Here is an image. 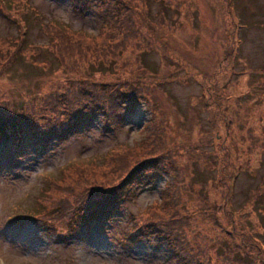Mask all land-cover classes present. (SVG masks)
Wrapping results in <instances>:
<instances>
[{"label": "rangeland", "instance_id": "374dc122", "mask_svg": "<svg viewBox=\"0 0 264 264\" xmlns=\"http://www.w3.org/2000/svg\"><path fill=\"white\" fill-rule=\"evenodd\" d=\"M10 2L3 0V10L0 0V38L18 37L12 58L16 63L7 74L0 76V106H5L1 100L17 101L21 95L42 89L44 81L43 90L54 86V81L47 78L60 64L53 60L57 43L47 37L43 40L36 37L45 22H61L71 30L93 36L99 35L105 23L95 3L81 12L72 0H29L30 6L22 9L24 17L17 18L6 10ZM162 5L156 0L150 2L149 14L153 20L159 18ZM167 5L169 7L163 8V12L166 20L174 22L172 28L167 29L168 24H164L145 37L150 39V46L156 39H161L168 51L164 53L162 48L151 46L141 61L153 68L151 73H156L155 78L159 81L173 77L164 86H158L162 82L155 84L152 101L166 115L168 131L178 139L177 143L194 150L184 152L178 159L186 182L192 179L206 184L203 188L195 186L193 193L187 190L183 194V211L187 212L188 218L187 239L193 252L199 253L201 263L208 259L212 264H246V260L236 259V253L240 251L241 256H245L248 251V259L251 258L254 264H262V257L257 255V248L248 236H260L264 243V209L256 207L264 206V154L260 156L255 152L249 161L241 152L235 154L238 160H229L228 173L210 185L217 177L219 165L222 168L226 160L222 159L221 164L218 161L211 163L208 156L222 157L225 150L220 151L219 146L228 138L221 112L215 106L217 95L211 97L207 105L201 96L207 91L220 92L222 106H227L222 112L224 116L234 112L235 126L245 123L246 128L260 130L259 124L264 118L259 120L258 117L264 115L263 109H254V106L261 101L262 94L257 92L247 97L245 94L252 91L260 80L259 75L264 73V0H173ZM108 18V21L112 20L111 15ZM138 31L129 44L132 46L126 48L124 56L128 58H121L119 62L126 60V65L129 62L134 66L138 64H135L136 55L147 43L143 30ZM138 41L140 45L144 44L142 47L137 45L139 50L135 47ZM148 44L145 47H149ZM28 45L33 47L27 48ZM232 45H238V48L232 50L233 60L227 61L226 54ZM174 52L184 62H178ZM91 61L85 57L76 62L85 67ZM50 62L52 68H45ZM64 65L69 69L68 64ZM125 69L120 80L128 82V73L133 69L129 64ZM71 75L75 78L72 80L74 86L84 80L82 73ZM130 76L138 78V73ZM95 81L113 82L101 77ZM31 107L34 112L40 105ZM150 119L151 112L143 102L124 117L122 129L107 128L103 116L99 115L91 122H80L74 130L47 134L43 139L37 138L24 123L20 124V131L16 130L15 137L1 135L0 264H169L172 250L163 239L150 236L131 243L127 241L126 233L132 217L161 198L166 184L174 180L172 174L162 173L155 185L142 187L116 215L96 216L87 227L82 225L79 231L77 229L68 236H62L59 229L57 232L51 230L37 219L12 221L17 217H36L31 203L42 186L44 175L57 172L71 161L81 163L100 159L115 145H134L141 133L146 134L145 125ZM231 126L234 131L233 124ZM235 133V141L241 149L238 130ZM255 190L261 194L254 197ZM75 193L80 196L86 190L77 189ZM260 196L261 200L256 204L255 199ZM231 248L233 251L230 252Z\"/></svg>", "mask_w": 264, "mask_h": 264}, {"label": "trees", "instance_id": "16d2710c", "mask_svg": "<svg viewBox=\"0 0 264 264\" xmlns=\"http://www.w3.org/2000/svg\"><path fill=\"white\" fill-rule=\"evenodd\" d=\"M10 1V6L6 7L7 12H12L17 18L24 17L22 9L27 5L30 6L29 0ZM72 1L74 7L81 12H85L92 3L97 5L102 16L101 19L103 22L105 21L99 35H94L96 36L94 37L80 30H71L61 22L52 20L45 22L42 31L36 32V37L39 40L47 37L57 43L55 46L57 49L53 48L56 54L53 60L60 64L51 70L50 74L52 75L47 78L54 81V86L43 90L45 88L44 81L42 89H38L32 94L21 95L20 100H12V102L1 100L2 105L5 106H0V126L2 128L0 137L1 135L15 137L16 130L20 131V124L24 123L37 138L43 139L47 134L67 133L69 130H74L80 122L85 120L91 122L99 115L103 116L104 125L107 128L122 129L124 117L143 102L151 112V119L147 125L144 124L147 126L146 134L141 133L138 142H135L134 145H115L100 159L81 163L71 161L60 167L57 172L44 175L42 186L31 203L32 211L36 217H17L12 221L15 223L21 219H37L46 226H50L51 230L65 231L57 230L62 236H68L77 229L79 231L82 225L83 228L87 227L89 221L96 216L116 215L134 199L136 192L142 187L155 185L162 173L172 174L174 180L166 184L161 198L146 206L137 216L132 217L126 239L131 243L150 236L163 239V243H166L172 250L168 260L169 264H212L208 259H206V263H201L199 253H194L193 248L190 247L185 232V228L188 226L187 212L183 211L185 204L183 194L187 190H190L189 193H193L195 186L202 187L206 184L194 182L192 179L186 182L178 159L184 152H193L194 150L178 144V139L168 131L166 115L152 101V88L157 82L162 81L155 78L156 73H151L152 67L141 61L151 46L162 48L164 53L168 51L165 49L167 48L165 42L160 41L161 39H156L155 43L150 46L148 44L150 39L145 36H151L149 34H153L164 24H168L167 29L172 28L174 22L166 20L163 8L169 7L167 3L170 4L173 0H156L163 4L157 21L153 20L149 14V4L154 0ZM1 6L5 10L3 0ZM109 15H111V21H108L110 20ZM140 29L143 30L147 41L144 44L145 46L148 44L149 47L143 46L144 44L140 45L139 41L135 43L137 49V45L143 46V48L136 55L135 64H138L134 66L132 62L128 63L133 72L128 73L130 81L124 82L120 80L121 73L126 71L125 67L128 64H125L126 60L119 62V59L128 58L124 56L127 52L126 48L132 46L129 44L133 37L138 35ZM17 39L18 37L15 38L11 35L0 38V76L7 74L8 69L16 63L12 58L16 53ZM32 47L28 45L27 48ZM233 48L237 49L238 45L230 46L226 54L227 61L233 60ZM174 55L179 59L178 62L183 61L175 52ZM85 57L91 58L93 62H87V66L81 67L82 64L76 61ZM170 59H168L169 62H173ZM235 59H237V53ZM64 63L68 64V67L70 66L69 69ZM45 68L51 69V62ZM135 72L138 73V78L130 76ZM80 73L84 80H79L78 86H74L72 80L75 78H72L71 74ZM100 77L110 78L113 82L97 83L95 79H100ZM172 79V76L162 79L164 82L158 86H164L168 80ZM259 79L252 91L249 90L245 97L260 92L262 94L261 101H258L254 109L261 107L264 114V106H261L264 103V73L259 75ZM219 93L207 91L201 96L204 104L207 105L211 97L214 98L217 95V100L214 101L215 106L221 112L223 128L226 132L225 137L228 138L219 146L220 151L225 150L222 157H210V154L208 156L207 160H210L211 163L218 161L221 164L222 159L226 160L222 168L219 165L217 177L215 180H211L210 185L217 183L219 177L221 180L222 174L225 176L228 173L229 160L237 159L235 154L241 152V155L246 156L248 161L251 160L250 158L254 156L255 152L260 156L264 154V115L258 117L259 120L263 119L259 124L258 132L249 127L246 128L245 123L240 125L238 123L235 126L236 115L234 112L229 116L222 114L227 106L223 108V96ZM27 104H30L28 109L25 108ZM37 104L40 105V108L31 112L33 107L30 108V106ZM231 114L234 116L230 117ZM232 124L234 131H232ZM237 130L241 149L238 147V142L235 141V131ZM232 151L234 155H232ZM77 189L86 190V193L79 196L75 193ZM259 194L261 193L255 190L253 195L256 197ZM259 200H261V196L255 199V203ZM224 201L225 210L227 196ZM256 207L260 210L264 209L263 204L256 205ZM229 234L232 235L231 232ZM248 238L256 246L257 255L262 257L261 262L264 264L262 238L256 235H250ZM231 251L233 248L230 249ZM246 252L245 256H241V252L237 251L236 259L241 262L246 260V264H254L251 258L248 259Z\"/></svg>", "mask_w": 264, "mask_h": 264}]
</instances>
